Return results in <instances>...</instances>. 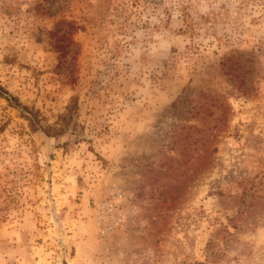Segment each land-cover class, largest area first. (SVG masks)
<instances>
[{
	"label": "rangeland",
	"instance_id": "374dc122",
	"mask_svg": "<svg viewBox=\"0 0 264 264\" xmlns=\"http://www.w3.org/2000/svg\"><path fill=\"white\" fill-rule=\"evenodd\" d=\"M0 85V264H264V0H0Z\"/></svg>",
	"mask_w": 264,
	"mask_h": 264
},
{
	"label": "trees",
	"instance_id": "16d2710c",
	"mask_svg": "<svg viewBox=\"0 0 264 264\" xmlns=\"http://www.w3.org/2000/svg\"><path fill=\"white\" fill-rule=\"evenodd\" d=\"M0 97H4L10 105H15V106L21 108V110H22L21 114L27 120V122H28V124L32 130L41 129L46 134L52 133L54 135H59L64 131L66 123H69V120L71 118V112H70V108H69V112H67L63 115H59L57 122H56V123H65L64 125H59V126L48 125L46 127H42V125H40L41 121L37 117V114H36L37 112L33 111V110H31V112L30 111L28 112L27 111V110H29L28 107L22 106L18 102V99L16 97L9 95V93L1 85H0ZM24 110L27 111L28 114L23 112Z\"/></svg>",
	"mask_w": 264,
	"mask_h": 264
}]
</instances>
